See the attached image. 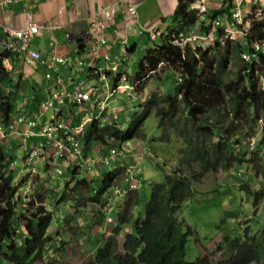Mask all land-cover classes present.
I'll return each mask as SVG.
<instances>
[{"label":"trees","instance_id":"obj_1","mask_svg":"<svg viewBox=\"0 0 264 264\" xmlns=\"http://www.w3.org/2000/svg\"><path fill=\"white\" fill-rule=\"evenodd\" d=\"M196 1L179 0L173 24L146 50L139 62V71L132 78V83L138 82L136 91L139 92L146 81L163 67L171 70L169 76L176 77L173 92L164 98L154 94L148 105H154L155 113L160 118L159 124L169 120V125L176 129L186 147L184 158L178 170L171 175H164L163 183L151 186L150 201L141 192L143 188L134 192L135 206L141 213L124 235L122 246L117 237L127 230L124 220L115 229V237L107 238L104 248L99 249L94 261L87 264H250L262 256L264 231L262 239H258L251 237V230L247 228L243 237L231 236L227 229L223 231L226 241L218 243L216 250H200L201 256L193 262L186 258L188 236L197 238V232L187 226L181 216V209L196 197L193 185L201 183L204 175L217 174L231 163L243 167L241 163L248 160H242L241 155L248 153L245 147L247 140L260 136L257 135L261 128L259 123L263 127L262 134L250 160L252 168L245 165V176L249 180L242 192L249 194L254 209L264 203V191H255V186L261 182L254 181L264 178V89L255 80L264 76V21L256 20V12L249 14L251 27L246 30L233 17L236 0H225L220 9L210 8L202 14L192 8ZM255 7L253 10H256ZM227 23L243 33L242 42L227 40L222 45L219 40L225 35ZM198 27L204 37L214 31L218 44L214 54H209V49L202 50L201 46L193 49L190 42L182 46L183 41L190 38ZM134 49L132 47L129 53H133ZM244 56L249 57V60ZM232 66L237 67L236 72L232 73ZM43 92L34 82L28 93L36 100ZM11 96L13 93L3 95L0 100V115L5 124L17 113ZM32 104L38 106L37 101ZM145 119V115L139 116L137 112L128 130L122 124L92 120L80 136L84 154L93 147L106 146L110 141L119 144L137 140L141 137L140 130ZM0 158V204H4L0 210L3 216L0 264H34L35 261H43L54 241L48 236V229L53 221H60L66 212L67 218L72 212L76 216L82 207L84 209L93 203L100 206L99 216L103 219V196L113 187L114 181L122 177L124 171L123 167H118L102 179L89 181L85 172L72 164L63 176L68 177L70 182L65 183L50 205L53 207L62 200L71 203L70 206L58 211L51 210L43 204L44 200L39 195L38 206L33 204L27 210L21 208L22 211L17 209L14 202L18 195L12 187L14 172L9 171V162L1 147ZM248 169H253V172L250 173ZM70 218L74 219L72 216ZM21 220L24 221L26 233L17 234ZM127 223L130 225L131 220ZM88 232L90 237L98 234L90 231V228ZM196 242L197 247L201 248L198 238Z\"/></svg>","mask_w":264,"mask_h":264},{"label":"rangeland","instance_id":"obj_2","mask_svg":"<svg viewBox=\"0 0 264 264\" xmlns=\"http://www.w3.org/2000/svg\"><path fill=\"white\" fill-rule=\"evenodd\" d=\"M224 1L225 0H198L197 3H195V6L196 9L200 10V12H202L205 8L220 9L224 4ZM251 5L254 9V5H256L255 0L251 1ZM263 5L261 6V3L258 6L256 5V10L252 9L249 13L252 14L256 12V20L258 22L264 21ZM249 14L245 16V13L242 12L243 26L246 28V30L251 27V21L248 18ZM225 28V35L219 40L222 45H224L227 40L238 41L239 43L242 42L244 35L241 31H234L230 24L229 26L226 24ZM199 30L200 27L196 28L193 32L194 35L191 37L193 49L201 46L200 48H202V50L209 49V54H214L218 50L217 39L213 35L214 31L211 32L208 37H204L199 36ZM194 37H197L198 39L194 40ZM136 43L138 48L134 54L124 52L121 53L119 57L117 54H112L111 64H118L120 72L124 73V75L129 78H133L137 75L139 71V62L146 54V50L153 46V42L147 37H143L142 40H139ZM132 46L133 45H130L129 48H132ZM241 66H243V64H241ZM231 71L232 73L236 72L237 67L232 66ZM171 73V70L164 67L161 68L156 75L152 76L151 79L146 81V84L143 86V88H141V91L137 92L133 89H130L128 92H125L124 90H121V92L115 96L116 102L110 105L111 110L114 108L117 112V124L122 122L121 124H124L127 130L130 123L132 122L131 120L134 119L137 112H139V116L145 115L146 119L140 130L141 137L135 141L128 142L129 149L131 151L130 156L125 160V162L129 164V167H134V169L140 168L139 173L142 169V174L139 181L131 182H133L134 188H137V186H139L140 189L143 188L141 192L145 194L147 201H150L151 198V186L154 184L163 183L164 175H171L179 169L182 159L184 158V150L186 149L181 138L179 135H177V131H175L176 129L169 125V120L168 122H165V124H159L160 118L155 113L154 105H148L154 94L164 98L168 95V93L173 92L177 79L175 76H169ZM232 73L231 76L233 75ZM77 77L79 76L77 75ZM79 80H85V77L80 76ZM255 80L258 86L261 85L264 88L263 75H261L258 79L255 78ZM109 87H111L110 82ZM20 98H22L21 95ZM166 109L167 108L165 107L164 111H166ZM74 111L78 114H88V116L92 117H94V114L96 113V111H91L90 107L86 108L85 110L75 109ZM259 127L261 128L257 135L261 136L263 128L261 123H259ZM260 136L255 137L258 139ZM250 142L251 141H248L247 145L245 146L248 150V153L246 155H241L242 160H248L244 163H241L243 167H238V165L235 163H231V165L226 169H220L217 174L204 175L201 183H196L193 185L197 195L191 202L185 203L181 209L182 218L185 220L187 226L191 227L193 231L197 232V238L201 244V248L197 247L196 236H188V242L186 245V258L190 262H193L199 258L201 256L200 250L204 248L213 251L216 250L217 244L225 240V234L223 231L227 229H229L231 236L237 235L243 237L245 229L250 228L251 237L254 236L258 239H262V237L259 236L260 233L258 232L264 231V203L262 202L258 209H254L253 201L250 200L249 194L246 193V195L244 192H242L243 186H245L249 180V178L245 176V165L252 168L250 165V160H252L254 156L253 151L249 150ZM110 145L115 144L112 141ZM101 148L104 150L103 147ZM101 148H97L96 152L101 150ZM262 157L264 158L263 154ZM19 169L20 165H17L15 171L18 173ZM36 169L37 173H39L40 168L36 167ZM109 171L110 168L106 167L103 170H100L97 176L102 179ZM248 171L252 173L253 169H248ZM22 173L25 174V172ZM236 174L242 176L243 178H237ZM84 175L88 176L89 174L85 173ZM124 175L125 172L122 176ZM18 176L19 175L15 176V182H17ZM35 178L36 177L31 178V181ZM87 178L89 179V177ZM254 181L261 182L255 186V191H264V178H257ZM64 182L65 181L62 178L57 179L55 177L51 189L54 187L60 189L61 191V189L64 188ZM110 195L111 194L105 197V200L109 199V201H107L108 203L106 204L107 208L110 205L108 209H111L113 206L121 207L123 210L120 212V214H118L120 217L122 216L127 219L130 218V220L132 218V220L138 218L141 212L140 209H137L135 206L134 193L130 194L129 197L124 201L115 199L114 195L113 197ZM61 201L62 200H60V202ZM59 204H57L58 208H66L67 205H70L71 203L67 202V204L65 203L66 205L64 204V206ZM88 207L89 208L84 214L82 212L81 215H76L75 217L73 215L72 217H74V220L76 221L75 225L74 223L71 224V222L67 221L66 225L68 231L62 233V235L65 237V240L69 241L71 247L66 249V251L64 250L65 254L69 257H74V260H77L72 261L69 259L66 261L67 264H86V262L89 260L90 261L88 263L91 262L92 252H88L89 250L86 251L87 247H85L84 242L79 243V238L76 235L79 231L78 227L84 223L83 217L86 214L88 216H86L87 222L84 226V229L85 227H88L90 228V231L93 230L98 233L93 235V238L97 237L100 247L104 245V243L107 241L105 238H107V236H109V234L112 232V229L108 228L104 221L98 218V210L96 206L91 205ZM114 213H118L117 208L114 209ZM118 215L117 219H119ZM223 222H225L224 225ZM51 230H53L52 234L55 238L56 235L54 231L58 230V224L56 221H53L51 224ZM85 232V234H82V241L88 242V229H86ZM56 244L59 245L58 243ZM51 250L52 254L53 252L55 254L48 258V260H44L43 262L35 261L34 264H64L65 262L63 261L59 262L57 250ZM261 264H263V262Z\"/></svg>","mask_w":264,"mask_h":264},{"label":"crops","instance_id":"obj_3","mask_svg":"<svg viewBox=\"0 0 264 264\" xmlns=\"http://www.w3.org/2000/svg\"><path fill=\"white\" fill-rule=\"evenodd\" d=\"M119 0H0V28L10 26L12 28H19L25 25L26 18L30 17L33 21L43 24L40 35L33 40V48L41 53L43 57L53 56L55 54L59 57H68L71 60L80 57H88L85 52H77V42L80 33L86 28L88 18H90L100 8L108 7L116 4ZM125 1V0H124ZM238 1V0H237ZM240 9L247 16L253 9L251 5L252 0H240ZM133 7L136 9V14L132 16L120 15L117 19V25L111 27L108 30V42L109 48L114 55L119 57L121 53L128 52L130 45L135 47L134 51H137L138 45L136 42L142 40L143 37L149 38L151 35H156V38L160 33L166 31L173 24V16L178 8L179 0H130ZM264 0H257L256 5L261 6L264 4ZM197 3V1L195 2ZM264 7V5H263ZM244 16V17H245ZM200 33V30H199ZM69 34V37H68ZM201 35V34H200ZM125 41V48H121L120 41ZM123 49L125 51H123ZM78 58V57H77ZM12 63L18 67L21 66L19 60L12 59ZM0 77V91L5 96H11V101H14L17 113L12 116H25L31 119H37L40 123H44L50 117L54 116L51 111L41 110L39 105L33 106V97L28 93L32 89V84L38 83L39 88H48V84L44 79L43 73H32L28 68L24 72V76L14 75L12 72H1ZM82 75L80 69L76 70H62V76L69 78L72 81H79V77ZM76 75V76H75ZM102 87V84L101 86ZM108 87H103V92L106 94ZM49 89L40 94V101L47 100L49 97ZM20 95L22 98H20ZM31 96V97H30ZM116 102V101H115ZM114 103V102H113ZM113 103H110L112 105ZM115 110L114 108H112ZM11 116V119H12ZM122 120V119H121ZM29 130L26 126H21L17 133L11 134L6 140L0 144L3 148V154L7 161L12 162L14 165L9 170H15L17 165H20V169L16 175L18 178L33 170V173L24 178L23 183L27 182V186L34 185L38 193L44 195V197L51 199L48 203L55 200L56 195L54 191L56 188L53 185L55 177L60 179L50 167V161L40 159L33 163L29 169L26 163L27 154L33 149V147L41 141L39 137L29 138L26 143L22 140L21 134ZM35 133L39 132V127L35 130ZM1 162V158H0ZM10 163V164H12ZM1 164V163H0ZM36 167L40 168V172L37 173ZM25 168V169H24ZM2 169V168H1ZM22 172H25L23 174ZM31 181V178H34ZM28 180V181H27ZM63 206V203L61 204ZM57 208V205H54ZM84 223L80 225L77 237L79 243L85 244L86 251L95 252L96 248L100 247V243L97 239L91 238L88 242L82 241L84 224L87 222V217H83ZM82 227V228H81ZM86 228V227H85ZM88 229V227L86 228ZM130 230V226L127 227V232ZM86 231V230H85ZM86 232H84L85 234ZM59 262L63 261L67 264V260H74V257L68 255L58 256ZM93 258V254L92 257ZM59 264V263H55Z\"/></svg>","mask_w":264,"mask_h":264},{"label":"built area","instance_id":"obj_4","mask_svg":"<svg viewBox=\"0 0 264 264\" xmlns=\"http://www.w3.org/2000/svg\"><path fill=\"white\" fill-rule=\"evenodd\" d=\"M121 8L123 10H121ZM126 12L134 15L135 9L128 0L123 3L111 6L109 8L97 11L86 23V28L80 33L78 40L89 54V58L76 57L73 60L67 57L53 56L43 57L39 51L33 48V40L40 35L45 26L33 21L28 17L24 26L12 28L5 26L0 28V71L12 72L14 75L24 76L28 68L33 73L44 72V79L53 90L50 99L41 102L40 109L51 111L55 116H62L60 120L55 121L53 117L46 122L39 124L37 119L18 117L5 125L0 120V143L11 134L18 132L21 126L29 128L27 132L22 131V139L26 142L29 138L38 136L41 141L31 150L29 158H48L56 165V173L63 175L62 164L66 165L64 160L74 162L82 159V147L77 140V136L85 130L89 119L83 121L77 128L72 127L65 115V108L68 106H83L87 102L97 104L104 111L108 107L107 101L116 94L120 87L108 88L106 94L103 92V86H107L109 78H117L119 69L117 66H109L110 50L107 44V29L115 24V18L119 13ZM233 17L237 22H241L240 9H236ZM191 40V39H189ZM125 45V41L121 43ZM80 52V49H77ZM12 59L19 60L21 66L12 63ZM96 61L103 65L97 66ZM75 67L84 68L85 80L74 82L71 77H63L62 70H71ZM102 84V87H100ZM127 90V87H124ZM116 119L115 112H112ZM100 115L102 113L100 112ZM39 127V132L35 129ZM130 150L128 146L121 150L114 148L108 156L95 154L89 168L98 166H108L112 161L118 159H127ZM69 163V161H68ZM139 169L129 167L127 176L136 178L140 173ZM0 216V224H1Z\"/></svg>","mask_w":264,"mask_h":264},{"label":"clouds","instance_id":"obj_5","mask_svg":"<svg viewBox=\"0 0 264 264\" xmlns=\"http://www.w3.org/2000/svg\"><path fill=\"white\" fill-rule=\"evenodd\" d=\"M129 2H130V0H128ZM198 1V0H197ZM123 3L124 2V0H119L116 4H113V5H111V6H114V5H117L118 3ZM257 3V0H255V4ZM130 4L132 5V3L130 2ZM196 4L194 3L193 5H192V8H195L196 9V6H195ZM111 6H108V7H103V8H100L98 11H100L101 9H104V8H109V7H111ZM240 6H241V1H237V7H236V9L238 8V9H240ZM254 6H256V5H254ZM132 7H133V5H132ZM134 8V7H133ZM135 9V8H134ZM208 9H210V8H208ZM208 9H204L202 12H200V14H202V13H205ZM121 10H123L122 8H121ZM198 10V9H197ZM135 11H136V9H135ZM200 11V10H199ZM96 13V12H95ZM94 13V14H95ZM240 13H241V22H238V23H240V24H243V17H242V11H241V9H240ZM93 14V15H94ZM127 15V16H132L131 14H128V13H126V12H122V13H119V15L118 16H116V18H115V24L113 25V26H111V27H115L116 25H117V19H118V17L120 16V15ZM136 14V13H135ZM134 14V15H135ZM92 15V16H93ZM91 16V17H92ZM90 17V18H91ZM27 19V18H26ZM89 19V18H88ZM203 19H204V17H203ZM88 21V20H87ZM227 25H228V23H227ZM229 26V25H228ZM231 26V25H230ZM111 27H109L108 29H107V33H106V37H107V44H108V49L110 50V48H109V42H108V30L111 28ZM226 29V28H225ZM233 29H234V31H239V30H237V29H235V27H233ZM194 32V31H193ZM162 33H160L159 34V36L161 35ZM194 35V33H192V35H191V37ZM158 36V37H159ZM199 36H201L200 34H199ZM68 37H69V34H68ZM157 37V38H158ZM191 37L190 38H188V39H186V40H184L183 41V43H182V46H184L185 44H187L188 42H190L191 44H192V46H193V43L191 42V40H189V39H191ZM157 38H156V35H151V36H149V40L150 41H152V42H154V41H156L157 40ZM198 38L197 37H194V40H197ZM76 42H77V48H79L80 49V52L79 53H83V52H85V54H87V55H89L86 51H85V49L83 48V46L81 45V43H80V41L77 39L76 40ZM123 41L121 40L119 43H120V46H121V48H125V50H126V43H125V45H122L121 43H122ZM177 43H178V41H177ZM35 48V47H34ZM124 49H123V51H125ZM127 53H129V49H128V52ZM135 53V51H133V54ZM112 51L110 50V61H109V66L110 67H112V66H117L118 67V64H111V61H112ZM78 57H80V56H78ZM68 58V57H67ZM84 58H89V56L88 57H84ZM244 58L246 59V60H249V57H247V56H244ZM96 63H97V66H102L103 64L100 62V61H96ZM74 70H76V69H80L81 71H82V75L81 76H84V71H83V69L84 68H79V67H75V68H73ZM73 69H71V70H73ZM118 71H119V76L117 77V78H109L108 80H107V82L109 81L110 83H111V87H109V88H117V87H120V89H119V91L116 93V94H114V96L110 99V100H108L107 101V103H108V107L104 110V111H101V107H99L97 104H92V102H87V103H85L83 106H80V107H77V106H68V108H65V115L68 117L67 119L69 120V121H71V123H72V127L73 128H77V126H79L83 121H85V120H87V119H89V121L86 123V126H88L90 123H91V121L92 120H102L103 122H109V123H117V120H118V115H117V112L115 111V110H111V108H110V103H113V102H115L116 100H115V96H117L118 94H119V92H121V90H124V87L126 86L127 87V90H124L125 92H128L130 89H133L134 91H136L137 90V85H138V82H133L132 83V80H130V79H132V78H129V77H127V76H125L124 75V73H122V72H120V68L118 67ZM1 72H4V71H0V75L2 74ZM33 73V72H32ZM79 81H82V80H79ZM78 82V81H77ZM109 82L107 83V86L106 87H108L109 86ZM131 83V84H130ZM48 84V83H47ZM104 87V86H103ZM44 91H47L48 89H49V91H50V93H49V97H48V99L47 100H49L50 99V95H51V93L53 92V90L51 89V87H49V84H48V88H42ZM136 89V90H135ZM264 89V88H263ZM3 93H2V91H0V100L3 98ZM32 97L34 98V96L32 95ZM40 98V97H39ZM34 101H37V105H39V107H40V104H41V102H43V101H46V100H41L40 101V99H36V100H34L33 99V102ZM32 102V103H33ZM91 108V111H96V113L94 114V117H92V116H88V114H86V115H84V114H78V113H76L74 110L75 109H79V110H85L86 108ZM88 110V109H87ZM100 112L102 113V115H100ZM112 112H115V116H116V119H114L113 117H114V115H113V113ZM62 116H64V115H62ZM62 116H55V114H54V116H52L53 117V120H55V121H58V120H60L61 119V117ZM18 117H21V116H18ZM17 116H12V119L10 118V120H9V122L8 123H4V121H3V118H2V116L0 115V120H1V122L3 123V124H5V125H7V124H9L13 119H15V118H18ZM24 118H28V117H25V116H23ZM51 118V117H50ZM38 122H39V124H41L40 123V121L39 120H37ZM47 121V120H46ZM45 121V122H46ZM75 122H77V123H75ZM122 123V122H121ZM120 123V124H121ZM123 125V127H125L124 126V124H122ZM86 126H85V130H86ZM85 130L81 133V134H83L84 132H85ZM19 131V130H18ZM17 133V132H16ZM81 134H79L78 136H77V140H79V143H80V145H81V147H82V159L81 160H79V161H76V162H74V161H72V160H64L65 162H66V164H67V166L66 165H64V164H62V162H61V165L63 166L62 168H63V170H64V173H63V175H59V174H57L56 173V165L54 164V162L53 161H50L48 158H34V159H32V160H30V159H28L29 158V155H30V152L27 154L28 156L26 157V162H28V163H26L27 164V166H28V169H29V167L33 164V163H35L37 160H40V159H46V160H49L50 161V167L53 169V172L61 179H63L65 182H64V186H65V183L66 182H70V179L68 178V177H63L64 176V174L66 173V170H69L70 169V167L72 166V164H73V166L74 167H78L79 168V170L81 171V172H85V173H87V174H89L88 176L86 175L85 177L87 178V177H89V181H91V180H93V179H100V177H98L97 175H98V172L100 171V170H103L104 168H110V171H113V170H115L116 168H118V167H123L124 168V171H123V173L125 172V175L124 176H122L120 179H116L115 181H114V184H113V187L112 188H110L108 191H107V193H106V195L105 196H103V201H102V211H103V219H101L100 218V206H98V205H96V204H93V203H89L88 205L89 206H91V205H94V206H96V208H97V210H98V218L100 219V220H103L104 221V223H105V225L108 227V228H110V229H112V232L109 234V236H107V238L109 239V238H111V237H115V235H114V231H115V229L117 228V226H118V224H119V222L121 221V220H124L125 222H126V224H127V226L129 227L130 226V228H131V226H132V224H133V218L131 219V224L129 225L127 222L130 220V218H124V217H120L118 214H120V212L123 210V208L121 209V207H117V206H113L111 209H108L109 207H110V205H109V207L107 208L106 207V204L108 203L107 201H109V199H107V200H105V197L106 196H108L109 194H111L110 196L111 197H113V195H114V198L115 199H118V200H126L128 197H129V195L130 194H132V193H134L135 191H137V190H140V187L139 186H137V188H134V184H133V182H131V181H134V182H137V181H139L138 180V176H140L142 173V169H141V172H140V174L136 177V178H129L128 176H127V169L129 168V164L128 163H126L125 162V160H122V159H118V160H116V161H112L108 166H105V165H101V166H98V167H92L91 169L89 168V165H90V163H91V161H92V159H93V157L95 156V154H100L101 156H108L109 155V153H110V151L112 150V149H114V148H117V149H119V150H121L122 149V147H124V146H128V148H129V144H128V142H130V141H128V142H125V143H119V144H115V145H110V143H112V141H110L109 142V144L108 145H106V146H99V147H93L92 148V150L90 151V152H87V154H84V146H83V144H82V142L80 141V136H81ZM8 136H10V135H8ZM7 136V137H8ZM6 137V138H7ZM21 137H22V135H21ZM36 137H38V136H36ZM35 137V138H36ZM6 138L1 142V143H3L5 140H6ZM23 140V139H22ZM135 141V140H134ZM248 141H251L250 143H249V150H251V151H253V152H256L255 151V148H256V146H257V143H258V139H256V138H253V139H248ZM114 142V141H113ZM0 143V144H1ZM26 143V142H25ZM39 143V142H38ZM37 143V144H38ZM36 144V145H37ZM35 145V146H36ZM34 146V147H35ZM33 147V148H34ZM101 147H103L104 148V150L101 148ZM97 148H101V150H99L98 152H96V149ZM130 150V149H129ZM131 151V150H130ZM130 156V153H129V155H128V157ZM127 157V158H128ZM68 161H69V163H68ZM7 162H9V165H8V169H10V166L12 167L14 164L12 163V162H10V161H7ZM10 163H12V164H10ZM1 170V169H0ZM9 171H13V170H9ZM14 172V180L12 181V187L13 188H15L16 189V192L18 193V195L14 198V202L16 203V205L18 206L17 207V209L18 208H22L23 210H27V209H29V208H31V206L34 204V206H38L39 205V203L37 202V196H39V195H41V197L43 198V200H44V205H46L47 206V208H50V209H53V210H55V211H58V210H60V209H66L68 206H70V205H67V207L66 208H58V206H57V208L56 207H52V206H50V203H48V201L50 202L51 201V199H48L47 198V200H46V198L44 197V195H42L41 193H38V190H37V188L34 186V185H31L30 187H28L27 186V182H24L23 183V180H24V178L26 179L28 176L30 177V175L33 173V170L32 171H30L27 175V177H26V174L23 176V178H17V182H15V176H16V171L14 170L13 171ZM93 173H94V176H93ZM123 173H122V175H123ZM241 173V172H240ZM30 174V175H29ZM243 178L242 176H237V178ZM123 178H124V180H123ZM28 181V180H27ZM0 184H1V181H0ZM62 190V189H61ZM55 193H54V195H58V193L59 192H61L60 191V189H57L56 188V190L54 191ZM60 203V204H59ZM59 203H57V204H59V205H61L62 203H63V206H64V204L66 203L67 204V202H64V201H59ZM56 204V205H57ZM65 204V205H66ZM122 205V204H121ZM120 205V206H121ZM3 206H4V204H0V210L3 208ZM89 207H84V209H83V207H82V209H83V211H82V209H80L81 210V212L80 213H78V214H76V215H81V213L83 212V214L85 213V211L88 209ZM118 209V213L117 214H115L114 213V209ZM21 209V210H22ZM22 210V211H23ZM66 214H68V212H66L65 213V215L62 217V219L60 220V221H56V223L58 224V230H56V231H54L55 232V235H56V237L54 238L53 237V230H51V226L49 227V229H48V236H50V237H52V238H54V241H53V244H52V249H54V250H57V253H58V256L60 255V256H64L65 257V251H66V249H69V248H71L70 247V244H69V241H66L65 240V237L62 235V233H65L66 231H68L67 230V225H66V223H67V221H69V222H71V224H73L74 223V225H75V223H76V221L73 219V222H72V220H70V217L71 216H73L74 215V217H75V213H71V215L67 218V216H66ZM117 215L119 216V219H117ZM0 216H1V218H2V220H1V224H2V221H3V216L0 214ZM85 216H88L87 214L85 215ZM65 218V219H64ZM1 224H0V228H1ZM19 226V229H17V234H19V233H26V228H25V225H24V221L23 220H21L20 221V224H18ZM84 226H85V224H84ZM129 232V231H128ZM127 232V230H125L124 232H121L120 234H119V236L117 237L118 238V240H119V242H120V245L122 246V242H123V239H124V235L126 234V233H128ZM105 233V232H104ZM258 233H260L259 234V236L261 237V234L263 233V231L262 232H258ZM91 237L89 236V239H90ZM107 238H105V239H107ZM94 239V238H93ZM96 239H97V237H96ZM56 243H58L59 245H57ZM63 243V244H62ZM106 245V242L104 243V245L102 246V247H98V249L96 248L95 250V252H92V254H93V258H91V262L92 261H94V258H95V256H96V253H97V251L99 250V249H103L104 248V246ZM65 246V247H64ZM263 246H264V244H263ZM262 246V248H261V253H262V256L260 257V259L258 260V261H253V262H251L250 264H261L262 262H263V264H264V247ZM55 247V248H54ZM62 247H64V249H62ZM217 248V247H216ZM65 250V251H64ZM210 250V249H209ZM53 254H55L54 252H53ZM52 250L49 252V254L47 255V256H45L44 257V260H48V258H50L52 255ZM222 254V253H221ZM218 257H222V255H218ZM90 259V258H89ZM43 260V261H44ZM43 261H41V262H43ZM90 261V260H89ZM89 261H87L86 262V264L89 262Z\"/></svg>","mask_w":264,"mask_h":264}]
</instances>
